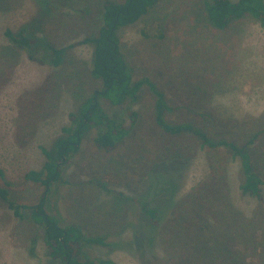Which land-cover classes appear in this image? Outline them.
<instances>
[{
    "label": "rangeland",
    "instance_id": "1",
    "mask_svg": "<svg viewBox=\"0 0 264 264\" xmlns=\"http://www.w3.org/2000/svg\"><path fill=\"white\" fill-rule=\"evenodd\" d=\"M106 1L0 0V168L11 198L26 205L16 215L0 198V264H65L50 253L48 223L34 215L47 192L45 212L59 226L106 240L81 242L86 264H264V185L262 200L244 193L241 159L230 148L203 145L189 130L171 134L156 117L157 89L170 107L168 123L247 145L264 179V29L250 16L220 29L206 19L205 0H161L120 27L133 82L147 81L124 104L99 102L128 133L106 151L94 142L104 129L92 127L60 164L61 180L26 178L43 170L44 149L54 151L62 128L76 126L72 115H80L83 101L104 88L92 73L94 46L83 41L99 35ZM27 21L64 50L58 64L54 53L39 50L33 59L6 37ZM156 174L179 188L170 208V193L159 198L169 209L150 243L137 200L155 198Z\"/></svg>",
    "mask_w": 264,
    "mask_h": 264
},
{
    "label": "trees",
    "instance_id": "2",
    "mask_svg": "<svg viewBox=\"0 0 264 264\" xmlns=\"http://www.w3.org/2000/svg\"><path fill=\"white\" fill-rule=\"evenodd\" d=\"M161 0H126L125 3H119L114 0H107L102 13L103 26L98 36L86 38L83 42L94 46V60L92 73L95 77L101 79L104 88L96 91L94 95L84 100L80 105V115H72L75 127L65 126L62 128L64 136L55 142L54 151L44 149L48 158L43 170H32L26 174L27 179L43 182L51 185L53 181L61 180L60 164L66 162V159L79 149L83 134L92 127L104 129L95 137L94 142L106 151L112 150L118 141L128 133L121 121L112 117L102 104L100 97H105L112 105H121L130 99H135L138 90L144 81L133 82L130 65L125 60L121 49L120 40L117 31L120 27L133 24L156 6ZM206 19L214 26L220 29L228 27L234 20L244 16H250L257 20L264 29V0H205ZM37 32H43L41 28H33L31 22L27 21L18 31L7 29L6 37L15 45L26 49L29 56L33 59L37 52L54 53L56 56L54 62L59 63V55L64 52L63 49L54 48L48 43L44 36H38ZM40 50V51H39ZM157 95V121L169 133H180L189 130L197 134L203 145L225 146L233 151L235 157H240L244 169L245 179L240 185L244 193L250 194L260 200L263 199L264 179L253 169L252 157L247 149V145L239 146L234 141L219 139L213 141L204 131L192 124L172 125L164 119V113L170 108L163 92L155 90ZM78 143V145H76ZM154 182L155 198L150 200H137L143 211L148 215L146 226L149 227L148 241L153 243L156 235V228L161 222V214L168 211L173 204L175 191L179 188L172 177L156 174ZM162 191V192H161ZM169 194L171 201L169 208L163 211L159 204V198ZM10 183L6 180L5 172L0 168V198L5 200L11 208L15 210L16 215H20L21 208L26 207L11 198ZM48 194V192H47ZM42 197L41 202L35 207L34 215L40 216L48 223L46 241L53 257L60 258L65 264H86L80 260L81 242L84 240L107 245L104 238H85L81 229L76 225L66 228L59 226L45 212L44 203L46 196ZM158 202L155 205L153 202ZM153 228L154 233L151 232ZM145 233V232H144ZM146 235V234H145ZM89 264H115L110 259H99L90 261Z\"/></svg>",
    "mask_w": 264,
    "mask_h": 264
},
{
    "label": "water",
    "instance_id": "3",
    "mask_svg": "<svg viewBox=\"0 0 264 264\" xmlns=\"http://www.w3.org/2000/svg\"><path fill=\"white\" fill-rule=\"evenodd\" d=\"M78 145V144H77Z\"/></svg>",
    "mask_w": 264,
    "mask_h": 264
}]
</instances>
